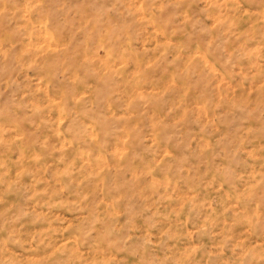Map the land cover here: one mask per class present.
Instances as JSON below:
<instances>
[{
	"label": "rangeland",
	"instance_id": "obj_1",
	"mask_svg": "<svg viewBox=\"0 0 264 264\" xmlns=\"http://www.w3.org/2000/svg\"><path fill=\"white\" fill-rule=\"evenodd\" d=\"M0 264H264V0H0Z\"/></svg>",
	"mask_w": 264,
	"mask_h": 264
}]
</instances>
